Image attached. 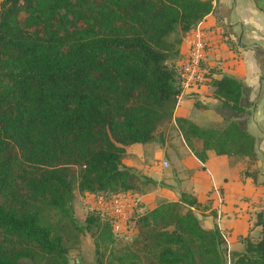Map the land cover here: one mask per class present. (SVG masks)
I'll use <instances>...</instances> for the list:
<instances>
[{"label": "trees", "instance_id": "trees-1", "mask_svg": "<svg viewBox=\"0 0 264 264\" xmlns=\"http://www.w3.org/2000/svg\"><path fill=\"white\" fill-rule=\"evenodd\" d=\"M252 1L264 14V0ZM211 8V0H0V264H70L48 211L69 216L75 194L134 192L135 175L119 166L125 147L150 142L171 120L180 68L168 58ZM206 70L212 96L242 114L241 81ZM173 121L198 161L207 151L244 159L238 179L264 196L254 136L241 121ZM175 197L150 207L133 200L128 248L95 264H264V207L251 203L253 220L235 236L242 249L228 251L226 229L194 214L207 204L184 190ZM87 207L84 228L107 249L112 220Z\"/></svg>", "mask_w": 264, "mask_h": 264}, {"label": "crops", "instance_id": "crops-1", "mask_svg": "<svg viewBox=\"0 0 264 264\" xmlns=\"http://www.w3.org/2000/svg\"><path fill=\"white\" fill-rule=\"evenodd\" d=\"M211 3V11L196 25L208 34L204 67H212L219 73L241 81V103L245 111L239 116L234 115L212 96L211 86L200 83L190 89L180 90L175 97L171 119L182 116L205 126L219 123L223 118H237L243 123L244 129L254 136V151L260 169L258 179L264 180V14L252 0H211ZM219 31H223L224 37L230 39L231 47L220 40ZM186 35L182 36L178 46L180 55L173 57L172 61L176 65L186 51ZM219 73L212 76L217 78ZM151 144V141L130 144L125 147V154H129L131 148L135 149L136 146L144 147L145 150L154 148ZM183 146L188 153L181 160L176 177L173 175V180L164 183L168 186L176 183L180 190L193 194L199 202L207 204L205 209L194 210L198 220L205 227L216 225L226 229L227 250L240 251L242 246L235 236L244 235L247 219L249 222L253 220L254 213L247 208V203L251 205L253 202L260 206L264 202L263 186L252 185L249 178L243 181L238 179L244 159L228 158L207 151L206 159L200 162L184 143ZM160 163L156 164L158 170L167 168H162ZM173 189L176 193L177 187ZM259 230V226L253 227L250 235L256 238Z\"/></svg>", "mask_w": 264, "mask_h": 264}, {"label": "rangeland", "instance_id": "rangeland-1", "mask_svg": "<svg viewBox=\"0 0 264 264\" xmlns=\"http://www.w3.org/2000/svg\"><path fill=\"white\" fill-rule=\"evenodd\" d=\"M172 60V56L168 58V61L173 63ZM151 143L155 147L149 150L140 146H136L135 149L131 148V152L125 154L119 163L121 168H127L135 175V189L130 195L134 203H142L144 207H150L160 200H175L173 187H177L178 191L180 190L178 185L175 183L174 186H168L164 181L173 180L171 179L173 175L176 177L181 160L184 159L185 153H188L185 152V147L172 119L157 127ZM160 161L167 162V168L158 170L156 164ZM149 179L154 182H149ZM87 206L84 198L75 194L69 203V216L64 217L48 211L47 218L60 235L70 264H95L100 255L103 254L104 260L110 259L111 255H118L122 249L129 246L131 233L128 229L126 232H115L113 242L107 249L96 248L94 230L87 231L84 228ZM258 207H264V202ZM247 208L253 213L257 209L248 203ZM127 222L130 221L127 220ZM226 261H229L228 256H226ZM18 264H30V262L27 259H21Z\"/></svg>", "mask_w": 264, "mask_h": 264}, {"label": "built area", "instance_id": "built-area-1", "mask_svg": "<svg viewBox=\"0 0 264 264\" xmlns=\"http://www.w3.org/2000/svg\"><path fill=\"white\" fill-rule=\"evenodd\" d=\"M208 34L199 27H195L186 35V51L178 62L180 68L177 88L183 91L202 83L207 76L204 67L205 47H207ZM178 92V93H179ZM162 168L167 167L165 161H161ZM85 203L94 210L105 213L112 220V231L123 232L129 229L128 217L131 213L133 199L128 194H117L104 198L100 195L86 194ZM226 239V236L222 234Z\"/></svg>", "mask_w": 264, "mask_h": 264}]
</instances>
